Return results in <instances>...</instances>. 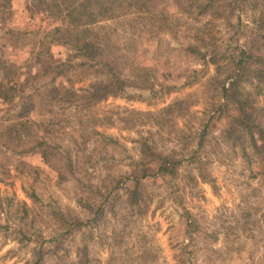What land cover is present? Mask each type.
I'll return each mask as SVG.
<instances>
[{
    "label": "rangeland",
    "instance_id": "1",
    "mask_svg": "<svg viewBox=\"0 0 264 264\" xmlns=\"http://www.w3.org/2000/svg\"><path fill=\"white\" fill-rule=\"evenodd\" d=\"M0 264H264V0H0Z\"/></svg>",
    "mask_w": 264,
    "mask_h": 264
},
{
    "label": "trees",
    "instance_id": "2",
    "mask_svg": "<svg viewBox=\"0 0 264 264\" xmlns=\"http://www.w3.org/2000/svg\"><path fill=\"white\" fill-rule=\"evenodd\" d=\"M3 66H7L6 64H4ZM7 71V70H6ZM113 79L115 78V76H113L112 77ZM115 80H116V86H117V89L118 88H123L124 87V81L123 80H120L119 78H115ZM236 86V80H232V82H231V86L230 87H227V86H225V90H231V88L233 89L234 87ZM236 93H238V92H236ZM11 97L12 96H10L9 94H4L3 96H2V99H3V101L4 102H9L10 101V99H11ZM236 100L238 101V103L240 104V106H241V108L240 109H244V105H245V99H243L242 97H241V94H236ZM247 119H249V116L247 117ZM238 121L244 126V127H247V126H250L248 123H247V121H245L244 120V118H238Z\"/></svg>",
    "mask_w": 264,
    "mask_h": 264
}]
</instances>
